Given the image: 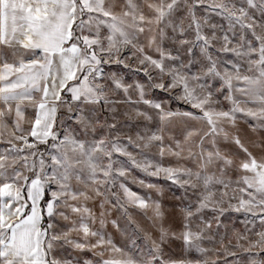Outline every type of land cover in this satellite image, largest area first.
I'll return each mask as SVG.
<instances>
[{"label": "snow or ice", "instance_id": "6c2138e0", "mask_svg": "<svg viewBox=\"0 0 264 264\" xmlns=\"http://www.w3.org/2000/svg\"><path fill=\"white\" fill-rule=\"evenodd\" d=\"M0 264H264V0H0Z\"/></svg>", "mask_w": 264, "mask_h": 264}, {"label": "rangeland", "instance_id": "374dc122", "mask_svg": "<svg viewBox=\"0 0 264 264\" xmlns=\"http://www.w3.org/2000/svg\"><path fill=\"white\" fill-rule=\"evenodd\" d=\"M136 175L139 177V178H145L144 176H143V174L142 173H136ZM154 182H156V181H154ZM159 183H161V184H164V183H166L165 181H163V179H161L160 181H158ZM132 186V188H133V190H136V191H141V193H142V190L141 189H139L136 185H131Z\"/></svg>", "mask_w": 264, "mask_h": 264}]
</instances>
